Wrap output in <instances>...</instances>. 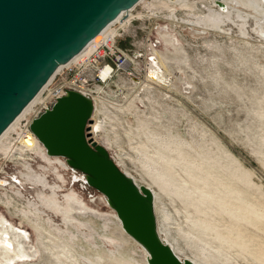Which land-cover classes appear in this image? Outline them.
<instances>
[{"label": "rangeland", "instance_id": "obj_1", "mask_svg": "<svg viewBox=\"0 0 264 264\" xmlns=\"http://www.w3.org/2000/svg\"><path fill=\"white\" fill-rule=\"evenodd\" d=\"M158 1L143 0L113 26L121 27L115 46L135 58L107 81L93 83L99 109L95 119L100 123L96 140L140 183L155 187L151 176L164 171L172 188L157 197V220L181 256L204 264H264V17L238 8L232 20L201 33L202 26L195 22L209 2L186 0L193 6L182 9ZM155 50L161 53L160 70L169 77L164 84L142 81L149 76L145 71ZM82 61L76 73L88 76L92 66L88 57ZM38 108L36 103L5 136L4 145L14 150H0L5 170L17 175L31 166L53 186L25 188L22 196L0 188V212L32 234L36 249L35 258L18 263L145 264L143 250L129 237L131 241L122 238L112 208L83 182L80 171L68 165L57 171L58 163L44 162L35 153L41 147L31 134L32 141H19ZM37 191L50 194L63 212L39 205ZM29 197L44 211L35 221L40 232L32 224L37 209L28 204ZM234 218L251 220L249 225L242 221L248 229L239 238L228 223ZM217 226H229V242L215 240ZM240 238L243 250L235 243ZM40 240L49 247L45 251ZM53 243L66 244L64 259L51 255Z\"/></svg>", "mask_w": 264, "mask_h": 264}, {"label": "water", "instance_id": "obj_2", "mask_svg": "<svg viewBox=\"0 0 264 264\" xmlns=\"http://www.w3.org/2000/svg\"><path fill=\"white\" fill-rule=\"evenodd\" d=\"M139 1L0 0V135L61 65ZM93 112L88 94L66 89L31 119L29 129L47 155L62 157L104 196L124 232L147 252L148 264H194L160 236L153 191L138 185L91 137Z\"/></svg>", "mask_w": 264, "mask_h": 264}, {"label": "bare ground", "instance_id": "obj_3", "mask_svg": "<svg viewBox=\"0 0 264 264\" xmlns=\"http://www.w3.org/2000/svg\"><path fill=\"white\" fill-rule=\"evenodd\" d=\"M143 0H140L136 5H138L139 3H141ZM162 1V0H161ZM161 1H158V2H161ZM164 1V0H163ZM165 2V1H164ZM167 3H171L173 6L174 4L177 5V8L178 6L182 9L184 7H187V6H190L192 1L190 2H187L186 0H166ZM194 2V1H193ZM205 2V1H204ZM209 2V3H208ZM221 4H218L216 3L215 0H206V3L207 4V9L206 11L204 10V15L202 17H200L199 19H196V24L197 25H201L202 27V30L200 31L201 33H203L205 31V29H216V28H219L221 27L222 24L226 23L227 21H230L233 19V12L235 10H237L238 8H242V9H245L246 11H249L251 13H254V15L256 17H259V18H263L264 17V0H221ZM156 4V3H155ZM193 4V3H192ZM135 5V6H136ZM199 5V4H198ZM201 5V4H200ZM134 6V7H135ZM159 6V5H157ZM156 6V7H157ZM161 6H163L161 4ZM193 6V5H191ZM190 6V7H191ZM197 6V5H196ZM133 7V8H134ZM152 7V6H151ZM175 7V6H174ZM195 7V6H194ZM198 7V6H197ZM201 7V6H200ZM204 7V5H203ZM131 8L130 10H128L127 12L125 13H121L116 19H114L112 22L114 23H119L120 21H123L124 18L126 17L127 14H130L131 10L133 9ZM169 8H172V7H169ZM155 9V8H154ZM164 9V8H163ZM195 9V8H194ZM201 10V8H199ZM168 10V9H167ZM191 12V11H190ZM195 12H199V11H195ZM238 13V10L236 11ZM242 12V11H241ZM192 13V12H191ZM194 13V12H193ZM202 13V12H201ZM244 13V12H243ZM242 13V14H243ZM245 14V13H244ZM191 15V14H190ZM155 16V15H154ZM248 18L249 16L251 15H247ZM253 16V15H252ZM132 17V16H131ZM176 17V16H174ZM191 17V16H190ZM195 17H199V16H195ZM192 18V17H191ZM195 19V18H194ZM253 19V18H252ZM237 20V19H236ZM256 20V19H255ZM241 21V20H240ZM244 21V19L242 20ZM247 21V20H246ZM111 22V23H112ZM193 23V21L191 22ZM124 24V22H123ZM252 24V23H251ZM257 24V23H256ZM261 25V23H260ZM259 25V26H260ZM193 26V25H192ZM223 26V25H222ZM241 26V25H240ZM258 26V24H257ZM258 26V27H259ZM264 26V24H263ZM113 27V26H112ZM189 27V26H188ZM198 28V27H197ZM244 28V27H243ZM198 30V29H197ZM223 30V28H222ZM264 31V30H263ZM208 32V31H207ZM115 29L114 28H111V25H107L93 40H91L79 53H77L72 59H70V61H68L66 64H63L61 65L56 72H58V70H60L61 68H63L64 66L68 65L70 62H73L74 60H76V58H78L82 53L86 52L87 50H89L90 48H93V46L96 44H101L103 42H105L106 40L110 39L107 41V44L108 46H111L112 45V38L113 37H117L116 34H115ZM106 34V36H105ZM109 34V35H108ZM115 34V36H114ZM257 34V33H256ZM167 35V34H165ZM165 35H160L161 37H164V38H167L165 37ZM108 36H110L108 38ZM168 36V35H167ZM202 36V34H201ZM148 38V37H147ZM245 38V37H244ZM258 38H259V35H258ZM169 40V39H168ZM167 40V41H168ZM263 40V39H262ZM151 45L155 44L154 42H150ZM95 45V46H96ZM152 53V52H151ZM155 56H152V57H149V59H152L149 60V65H147V69L145 71V73H148V75L150 76H144V78L142 79V81H145L147 83H153V84H164L165 82L168 81V76H165L163 74V72L160 70V67L161 65L163 64L162 62V58H161V53L157 52V50H155ZM100 54H103V50H100ZM153 55V54H152ZM128 59V57H126ZM127 61V60H126ZM126 61H124V64L126 63ZM128 64H125L123 66H126ZM120 70V69H118ZM115 71V69L113 67H106L105 69H101L100 70V75H101V78L105 81L108 80V78L111 77L112 73ZM54 77V76H53ZM52 77V78H53ZM52 78H50V80L42 87V89L38 92V94L28 103V105L23 109V111L17 116V118L5 129V131L0 135V150L4 151V152H8V153H11L12 150H9L8 147H6V145H4V143L7 144V140L6 142H4V138L5 136L14 128V127H17V123L19 122V120L25 116L26 113H28V111L30 109H32L34 103H36L40 98H41V101L44 99L43 98V90L45 88H47V86L50 84V81L52 80ZM169 83V82H168ZM167 84V83H166ZM165 84V85H166ZM97 85H95L92 90L93 93H91V96L94 100V112H93V115H92V122L90 123V133H91V137L96 141L98 142L97 139V133H99L100 131V123L97 122V120L95 119V113L98 109V103H97V96L94 94L97 92V88H96ZM96 88V89H95ZM90 94V93H89ZM44 104L47 102L45 101L44 99ZM33 110V109H32ZM36 111V110H35ZM34 114V113H33ZM103 115V114H102ZM34 116V115H33ZM97 116V115H96ZM31 117V116H30ZM32 119V117H31ZM28 120V123L30 122V120ZM95 119V120H94ZM21 121V120H20ZM13 131V130H12ZM28 131V130H27ZM30 132V133H29ZM29 132L27 133H23L21 134V136L19 137V141L24 144V139L25 138H28L30 141H32V139L34 138L35 140V146L37 147L38 143L40 145V149H39V152H35L33 150V152H35L37 155H39V157H41V159L44 160V162L47 161V163H55L58 165L54 166L55 169L58 171V166H63L64 168L67 167V164L65 162H63L61 160V158L59 156H52V155H47L46 154V151H45V148L42 146V144L38 141V139L34 136V134L30 131L29 129ZM10 134V133H9ZM33 138H32V136ZM8 137V136H7ZM3 142V143H2ZM38 142V143H37ZM157 143V141H155ZM20 143V144H21ZM10 144V143H9ZM22 147H24V145H22ZM101 144V143H100ZM39 145H38V148H39ZM103 146H105L104 144H102ZM16 146V145H15ZM14 146V148H15ZM13 147V146H12ZM17 147V146H16ZM35 147V148H36ZM106 147V146H105ZM168 146H164L163 149H166ZM107 148V147H106ZM11 149V148H10ZM24 151L26 153H28L29 151L25 150V147L23 148ZM20 148L19 151L23 150ZM42 149V150H41ZM18 150V149H17ZM108 150V148H107ZM16 151V150H15ZM14 151V152H15ZM109 151V150H108ZM24 152V154H25ZM110 152V151H109ZM162 152V151H161ZM22 153V151H21ZM12 155V154H11ZM29 155V154H28ZM34 155V154H33ZM111 155V153H110ZM7 156H10L7 154ZM112 156V155H111ZM160 159H163L165 158V156H162L160 154ZM4 157V156H3ZM32 157V156H31ZM6 158V156H5ZM11 158V157H10ZM113 158V157H112ZM33 159V158H32ZM35 160V159H34ZM113 160L116 162V164L124 171L126 172L129 176H131L134 181L140 185V184H143V185H146L148 186L154 193V197H155V210H156V214H157V217H159V207H158V196L160 195L159 193L161 192H166L167 189H171L172 187H170V181L169 179L165 176L164 174V171L160 173H156V174H153V176H151V178L153 179V181L156 183V186L153 187L151 185H148V184H144V183H140L136 180V178L131 174L129 173L128 171H126L119 163L120 162H117L114 158ZM28 163V162H27ZM32 163V162H31ZM3 164V163H1ZM5 165V164H4ZM4 165H0V172L3 173L2 176H0V188H3V189H6L8 187V189L10 188L11 190L14 189V193L15 195H19V196H22L23 195V189L25 188H30L32 189L33 191L36 190V187L37 186H42V188L46 189V188H50V189H53V186L49 184V182L47 180H45L42 176H39L37 175V173L35 174L34 173V170L31 166H29V170H27L26 172H20L19 174L15 175V174H11V172H9L8 170H5L4 169ZM8 166V165H7ZM23 166V165H22ZM26 166V165H25ZM38 166V164H37ZM36 167V166H35ZM26 168V167H25ZM27 168V169H28ZM38 168V167H37ZM40 168V167H39ZM68 168V167H67ZM20 170V169H19ZM33 170V172H32ZM16 171V170H15ZM38 171V170H37ZM36 171V172H37ZM19 175V176H18ZM76 177V176H75ZM83 177V175H82ZM81 177V179H82ZM84 178V177H83ZM76 180H80V178L76 179ZM31 184L30 187H28L27 185ZM51 183V182H50ZM154 184V183H153ZM60 187V186H59ZM63 187V186H62ZM41 188V189H42ZM157 189L159 192H157ZM13 192V191H11ZM27 192V191H26ZM25 192V193H26ZM50 194H56L53 190H51V193ZM50 194L44 192V191H37L36 194L34 195L36 197L37 200H39L40 204L39 205H42L43 208H45L46 210H49L51 211L52 209H55L56 211H59V212H63L62 211V208L58 207L57 206V203L50 199L51 197L49 196ZM26 196V194H24ZM54 196V195H53ZM50 197V198H49ZM30 199L28 200V204H31L33 209H37V211H33L34 213V217L33 218V221H32V224H33V227L35 230H37L38 232L41 231V229H39L38 227V223H36L35 221H37L38 219V216L39 215L40 217H42L40 215V212L41 210H39L38 208H36V205L33 206V204L31 202H33V200L31 199V197H29ZM33 198V197H32ZM11 199V198H10ZM71 199V198H70ZM12 200V199H11ZM104 200V199H103ZM9 202V201H8ZM3 204V203H2ZM8 204V203H7ZM36 204V203H35ZM15 206V205H14ZM68 206V205H67ZM83 206V205H82ZM68 209V207H67ZM43 210V209H42ZM112 211V214L113 216L116 218L117 222H119L115 212L113 211V209H111ZM41 212H44V211H41ZM15 213V212H14ZM67 213V212H66ZM64 214V213H63ZM50 216L47 215V217L45 218H49ZM28 218V217H27ZM51 218V217H50ZM49 218V219H50ZM64 218V217H63ZM44 219V218H43ZM62 219V218H61ZM46 221H48L47 219H44ZM230 222L228 221V223H231V229L233 228L236 233H237V238H239V236L243 235V234H246L247 232V225H249L248 223L246 222H250L251 220L249 219H242V221H245V224L244 222L242 223V221H240V219H237V218H234V219H229ZM40 221V220H39ZM50 221V220H49ZM29 222V221H27ZM253 222V221H252ZM48 223V222H47ZM158 223H159V227H158V232L160 234V236L171 246V248L173 249V251L175 252V254L179 257V258H188L190 259L194 264H204L200 261L195 260L194 258H191V257H188V256H181L178 252V250L174 247V244L171 242V240H169L166 236L163 235V233H165L166 235V232L165 231V228L163 225H161V220L158 219ZM161 223V224H160ZM40 224V223H39ZM119 227L120 229L123 231L120 232L121 233V236H123L122 238L128 240V241H131L130 239H132L128 234H126L124 232V230L122 229L121 225H120V222H119ZM43 226V225H41ZM40 226V227H41ZM218 227V226H217ZM243 228V229H242ZM119 229V228H118ZM229 229V226L227 227H218L217 230H216V235H215V240L219 243H222L223 240L225 242H229V239L231 240V238H228L229 234H230V230ZM241 231L243 232V234H241ZM222 234V235H221ZM32 235V234H31ZM31 235L29 234V232L26 230V229H23L22 226H16L14 224V221H12L11 219L9 220V218H7L2 212H0V264H15V263H18L20 261H27V260H32L33 258H35L36 256V249H35V246L32 242V237ZM52 235V234H51ZM50 235V236H51ZM41 236V235H40ZM39 236V237H40ZM54 236V235H53ZM224 236V237H223ZM57 237V236H55ZM130 239H129V238ZM40 239V238H38ZM42 239V238H41ZM242 239L243 238H240L239 240H235L236 244L237 245H240L241 249H245L244 246H242L243 242H242ZM134 241V243H136L139 248L141 250H143L144 252V259H145V264H148L147 263V252L145 251V249L140 245L138 244L134 239H132ZM60 241V240H59ZM57 240V242H59ZM61 242V241H60ZM234 242V240H233ZM240 242V243H239ZM40 243H41V240H40ZM39 243V246L42 247L45 251V248L48 247L45 246L44 244H40ZM132 243V242H131ZM54 244V243H53ZM49 248V247H48ZM53 248H55L56 250H53ZM68 248V247H67ZM66 248V244H58V245H51L50 247V250H51V253H48V254H51L52 256L54 255L55 258H59V260L61 259H64L66 257V253H69L68 249ZM50 252V251H49ZM72 252V251H71ZM74 256V255H73ZM76 260V259H75ZM198 261V262H197ZM115 262V261H114ZM204 262V261H203ZM25 263V262H23ZM19 264V263H18ZM22 264V263H21ZM27 264V263H25ZM75 264H79L78 261L76 262L75 261ZM207 264V263H205Z\"/></svg>", "mask_w": 264, "mask_h": 264}, {"label": "built area", "instance_id": "obj_4", "mask_svg": "<svg viewBox=\"0 0 264 264\" xmlns=\"http://www.w3.org/2000/svg\"><path fill=\"white\" fill-rule=\"evenodd\" d=\"M109 24L111 25V28L116 29L115 34H118V36H120L121 34L118 32L121 27H112L116 24L114 22H110ZM109 37L110 36H108V38ZM108 40L101 44H95L96 46L94 45L93 48H90L86 52L82 53L78 58H76V60L70 62L68 65L64 66L63 68L58 70V72H55L53 74L54 77H51L52 80L50 81V84L42 92L43 98L47 102L44 104V99L41 101V98L36 102L39 103V108L36 110L33 117L38 116L47 105H52L58 97L63 96L66 89H74L80 91L84 94H88L92 98L91 93H93L92 90L95 86L93 85V83L97 81H104L100 75L101 69H105L106 67H113L115 70H118L120 69V66L129 64L128 61H134L133 59L135 58V56H133L132 53L131 55H128L124 51L122 52L121 50H119L117 46H115V37L112 38L113 42L111 46H108ZM100 50H103V54H100ZM84 57H88V63L91 64L92 70L88 74V76H79L76 71L81 68V65L83 64L82 60ZM126 57H128V59ZM124 61H126L125 64ZM36 103H34V105H36Z\"/></svg>", "mask_w": 264, "mask_h": 264}]
</instances>
